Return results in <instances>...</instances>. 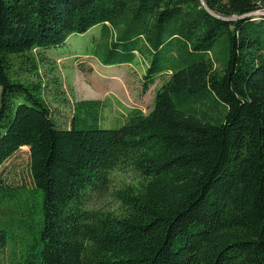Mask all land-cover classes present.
I'll use <instances>...</instances> for the list:
<instances>
[{
	"label": "trees",
	"instance_id": "obj_1",
	"mask_svg": "<svg viewBox=\"0 0 264 264\" xmlns=\"http://www.w3.org/2000/svg\"><path fill=\"white\" fill-rule=\"evenodd\" d=\"M261 10L264 0H0V173L29 148L35 189L18 227L38 228L10 264H264ZM97 26L104 65L140 58L142 93L160 82L153 108L112 129L100 102L81 101L60 128L42 85L20 77L38 73L32 52ZM115 173L126 177L117 210L90 206ZM16 194L0 174L1 253Z\"/></svg>",
	"mask_w": 264,
	"mask_h": 264
},
{
	"label": "rangeland",
	"instance_id": "obj_2",
	"mask_svg": "<svg viewBox=\"0 0 264 264\" xmlns=\"http://www.w3.org/2000/svg\"><path fill=\"white\" fill-rule=\"evenodd\" d=\"M259 13L264 14V10ZM102 31V26H97L86 34L72 35L64 45L46 53L40 55L32 52L38 61V73L20 77L23 81L39 82L42 85L44 98L60 128H71L75 105L81 101L100 102V124L112 129L120 128L132 109H142L148 114L153 108L155 91L160 82L148 93H142V77L147 64L140 58L132 64L104 65L107 55H112L105 48L108 35ZM224 46L225 42L221 39L214 48L215 53L222 51ZM0 174L4 175L17 193L13 202L4 205V214L1 215V219L9 223V238L7 249L0 252V264H10L14 248L17 254L22 248L17 242L23 238L27 241L28 238L33 243L34 237L38 235V228L33 223L18 227L21 224L19 219L23 218L22 213L25 211L20 205H25L29 193L35 189L30 172L29 148H22L13 156ZM124 180L126 177L123 173H115L108 187L96 195L90 206L117 210L114 193ZM23 186L25 188L21 190Z\"/></svg>",
	"mask_w": 264,
	"mask_h": 264
},
{
	"label": "crops",
	"instance_id": "obj_3",
	"mask_svg": "<svg viewBox=\"0 0 264 264\" xmlns=\"http://www.w3.org/2000/svg\"><path fill=\"white\" fill-rule=\"evenodd\" d=\"M144 111V110H143ZM146 114V113H145Z\"/></svg>",
	"mask_w": 264,
	"mask_h": 264
}]
</instances>
